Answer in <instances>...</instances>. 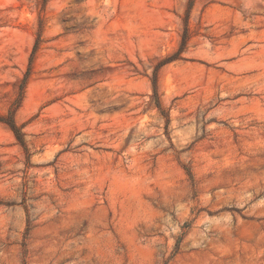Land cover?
Here are the masks:
<instances>
[{"label":"rangeland","instance_id":"374dc122","mask_svg":"<svg viewBox=\"0 0 264 264\" xmlns=\"http://www.w3.org/2000/svg\"><path fill=\"white\" fill-rule=\"evenodd\" d=\"M11 108L0 264H264V0H0Z\"/></svg>","mask_w":264,"mask_h":264},{"label":"trees","instance_id":"16d2710c","mask_svg":"<svg viewBox=\"0 0 264 264\" xmlns=\"http://www.w3.org/2000/svg\"><path fill=\"white\" fill-rule=\"evenodd\" d=\"M24 78L21 80V87L19 90V97H17V106H18V100H20L21 96H22V91H23V86H24ZM14 112L15 109L11 108L8 113L0 118V122L6 124L8 126V128L12 131L14 137L16 138L17 142L23 147L25 148V141H24V135L23 132L21 131L20 127L18 126V124L15 122L14 119Z\"/></svg>","mask_w":264,"mask_h":264}]
</instances>
